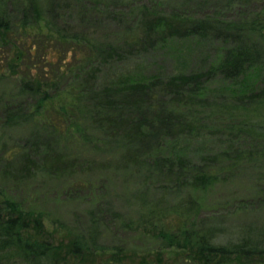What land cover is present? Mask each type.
Returning a JSON list of instances; mask_svg holds the SVG:
<instances>
[{"label":"rangeland","instance_id":"374dc122","mask_svg":"<svg viewBox=\"0 0 264 264\" xmlns=\"http://www.w3.org/2000/svg\"><path fill=\"white\" fill-rule=\"evenodd\" d=\"M45 1L47 4L48 0ZM63 1L57 5L61 9L68 5ZM88 2L98 4L94 11L84 16L86 18L73 13L69 23L58 21L56 27L61 31L66 29V34L71 30L92 41L115 46L118 51L105 58L101 68L88 67L89 79L76 82L77 89L93 86L96 93L103 86L118 83L124 77H156L159 80L154 85L159 87L180 74L209 73V76L201 80L197 89L186 85L151 102L160 114L167 110L175 113L170 121L175 125L171 132L157 130L159 117L149 111L141 112L142 116L138 117L143 118L145 127L154 130L151 132L154 137L145 145L137 140L134 129L132 132L123 130L124 139L114 137L105 119L96 115L93 107L95 94H92V105L89 106L92 112L85 131L93 143L123 145V148L111 151L105 148L90 153L72 139L65 146L54 147L51 138L41 132V127L34 126L50 117L51 110L48 114L46 110L34 113L35 96L13 99V106L22 105L33 116L13 127L0 122V201L5 198L19 201L30 210L39 212L45 229L54 235V240L65 235L63 225L81 232L86 229L89 216H98L103 241L110 245H124L133 255L130 262L157 248L144 233L146 226L138 222L140 213L133 205V198L139 194L154 203L164 221L178 215L171 210L174 201L189 194L201 206L199 216L191 223H215L222 228L254 225L264 232V139L235 133L228 121L212 112L219 106H232L228 84L216 65L236 39L220 37L212 30L191 34L187 23L160 21L178 16L187 21L240 20L249 12L264 11V0H255L251 6L238 1L226 6L220 0ZM12 6L9 4L8 8L15 11L12 20L18 25L22 15ZM58 7L55 10L54 5V12L48 15L52 22L59 14ZM36 26L34 23L25 31L17 26V33H26L32 39L38 36ZM179 26L183 31L177 29ZM41 32L45 33V30L41 29ZM67 49L64 44L55 45L59 55H65ZM33 62L32 59L27 65L33 66ZM46 73L50 71L47 69ZM63 76L59 72L53 76V81H49L50 84L55 82L56 86L49 92L53 99L46 101V106L53 103V108L57 109L71 98L69 86H75V82L64 81ZM20 77L26 78L17 71L5 72L0 79V99L3 96L11 102L23 82ZM199 89H202L200 94L203 96L192 97V92ZM49 108L52 107L49 106L48 111ZM250 149L256 150L257 158L232 165L234 151ZM175 155L187 157L185 178L177 181L157 176L155 169L160 171V165L163 172L177 169V165L169 164L168 160ZM194 172H209L214 179L206 186L198 185L193 180ZM107 207L122 212L128 221H132V230L121 229L107 213L104 214L103 209Z\"/></svg>","mask_w":264,"mask_h":264},{"label":"trees","instance_id":"16d2710c","mask_svg":"<svg viewBox=\"0 0 264 264\" xmlns=\"http://www.w3.org/2000/svg\"><path fill=\"white\" fill-rule=\"evenodd\" d=\"M61 1L48 0L46 4L45 0H0V79L8 71H17L26 77H20L23 82L18 86L16 95L11 97V102L1 96L2 125L13 127L28 121L33 115L22 105L13 106L12 102L18 97L35 96L37 99L33 112L46 110L48 114L51 110L52 113L41 124L34 126L41 127V132L45 133L46 138H51L54 147L65 146L72 139L90 153L105 148L106 151L121 149L123 145L105 144L101 140V145L99 142L93 143L85 131V124L92 112L89 109L92 105L90 96L95 94V113L105 119L114 137L124 139L122 131L132 132L134 129L137 140L145 145L154 137L151 133L154 130H148L143 118L138 117L144 111L159 117L157 130L171 132L175 125L170 121L175 113L167 110L160 114L151 102L163 98L166 92L179 90L186 85H193L197 89L209 73L180 74L159 87L154 85L159 80L156 77H124V80L105 85L96 93L93 86L85 90L79 87V90L76 82L89 79L91 72L87 68H101L104 59L110 57L111 53L116 55L118 48L84 38L75 31L70 30L71 33L66 34V29L61 31L60 27H56L58 21L69 23L73 13H79L82 19L86 18L84 16L94 11L98 4L92 5L88 0H65L63 2L68 5L61 9L57 6ZM220 1L229 6L237 1L252 5L255 0ZM9 4L21 12L18 25L12 20L15 11L8 8ZM54 5L55 10L59 8V14L54 16L53 23L48 15L54 12ZM167 20L189 24L188 31L191 34L212 30L220 37L236 39L226 48L216 65L217 71L228 84L232 106H219L212 112L228 121L235 133L264 139V11L249 12L240 20L198 19L188 22L178 16L160 21ZM34 23L37 24L38 36L31 39L26 33H17L19 26L20 30L25 31L31 29ZM40 27L45 33L41 32ZM177 29L183 31L181 26ZM56 43L68 47L65 55L56 52ZM32 59L33 66L27 65ZM47 69L50 77L46 73ZM59 72L64 74V81L72 80L75 86H69L71 98L68 102L60 104L57 109L51 103L49 106L52 108L48 111L46 101L53 99L49 92L56 86L55 82L50 84L49 81H53V76L56 77ZM201 90H194L191 96H203ZM231 156L232 165L235 166L257 158V152L251 149L237 150ZM185 158L183 155L168 158L169 164L175 163L177 169L170 168L163 172V166L160 165V171L155 169L156 175L166 180H183L187 172ZM194 174V182L201 186L208 185L214 179V175L209 172ZM133 205L140 213L138 222L146 226L144 233L156 243L157 248L150 254L145 252L137 261L130 262L129 258L133 255L124 245H110L103 241L98 216H89L88 225L81 232L63 225L65 235L54 240V235L45 229L39 212L30 210L22 202L5 198L0 201V264H264V232L259 227L247 225L222 228L215 223L203 222L195 225L191 221L199 216L201 206L189 194L174 201L171 210L178 212V215L168 221L160 217L154 203L142 194L133 198ZM103 213H107L121 229L132 230L133 222L128 221L122 212L107 207Z\"/></svg>","mask_w":264,"mask_h":264}]
</instances>
